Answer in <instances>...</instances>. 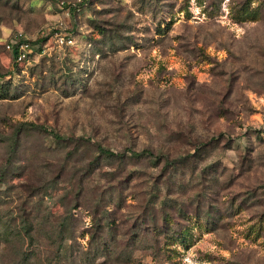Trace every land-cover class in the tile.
<instances>
[{"label": "rangeland", "instance_id": "374dc122", "mask_svg": "<svg viewBox=\"0 0 264 264\" xmlns=\"http://www.w3.org/2000/svg\"><path fill=\"white\" fill-rule=\"evenodd\" d=\"M0 264H264V0H0Z\"/></svg>", "mask_w": 264, "mask_h": 264}, {"label": "built area", "instance_id": "2783aa9c", "mask_svg": "<svg viewBox=\"0 0 264 264\" xmlns=\"http://www.w3.org/2000/svg\"><path fill=\"white\" fill-rule=\"evenodd\" d=\"M55 37L59 43L69 42L70 37H65L60 34H55ZM4 48L10 51L15 61L28 60L29 53L32 51L31 45L26 37L22 34H14L11 38L6 39L3 42Z\"/></svg>", "mask_w": 264, "mask_h": 264}, {"label": "trees", "instance_id": "16d2710c", "mask_svg": "<svg viewBox=\"0 0 264 264\" xmlns=\"http://www.w3.org/2000/svg\"><path fill=\"white\" fill-rule=\"evenodd\" d=\"M78 1H80V0H78ZM67 7H68V10L70 11V13H74V11H78V10H79L78 5H76V4H68ZM38 40H42V38L40 37V38H38L37 40H34V41L28 39V41H29V43H30L31 46H32V42H35V41H38ZM2 44H3V43H2ZM36 49L39 50V47L36 48ZM32 51H33V50H32ZM31 54H32V52H31ZM31 54H29V55H31ZM13 61H14V60H13ZM56 137H59V136L57 135ZM98 150L101 151L105 156H120L119 154H117V153H113L112 151H110V150H108V149H103L102 147H100V145H98ZM134 154H135V153H134ZM136 154H137V153H136ZM164 219H165V221H166V223H167L168 230L170 231V227H169L170 222H169V220H167L166 218H164ZM171 231H172L173 233H175V234H176V233H179V229H171Z\"/></svg>", "mask_w": 264, "mask_h": 264}]
</instances>
